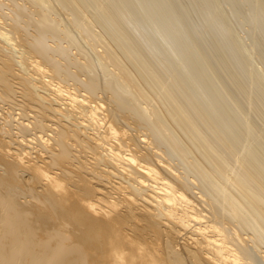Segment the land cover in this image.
I'll return each instance as SVG.
<instances>
[{
    "label": "bare ground",
    "instance_id": "6f19581e",
    "mask_svg": "<svg viewBox=\"0 0 264 264\" xmlns=\"http://www.w3.org/2000/svg\"><path fill=\"white\" fill-rule=\"evenodd\" d=\"M0 264H264V0H0Z\"/></svg>",
    "mask_w": 264,
    "mask_h": 264
}]
</instances>
